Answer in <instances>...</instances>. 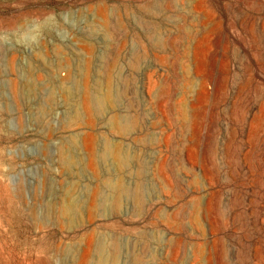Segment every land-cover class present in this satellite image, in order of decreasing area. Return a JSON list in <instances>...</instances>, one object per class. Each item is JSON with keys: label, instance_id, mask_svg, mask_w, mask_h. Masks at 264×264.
<instances>
[{"label": "rangeland", "instance_id": "rangeland-1", "mask_svg": "<svg viewBox=\"0 0 264 264\" xmlns=\"http://www.w3.org/2000/svg\"><path fill=\"white\" fill-rule=\"evenodd\" d=\"M263 234L264 0H0V264H264Z\"/></svg>", "mask_w": 264, "mask_h": 264}, {"label": "bare ground", "instance_id": "bare-ground-1", "mask_svg": "<svg viewBox=\"0 0 264 264\" xmlns=\"http://www.w3.org/2000/svg\"><path fill=\"white\" fill-rule=\"evenodd\" d=\"M187 16V15H186ZM176 32V31H175ZM181 46V45H180ZM168 55V54H167ZM173 57V56H172ZM212 87V86H211ZM251 113V112H250ZM232 123V122H231ZM244 128V127H243ZM228 130V129H227ZM246 130V129H245ZM165 133V132H164ZM229 137V136H228ZM237 139V138H236ZM235 140V139H234ZM243 140H244V138H243ZM219 142V141H218ZM243 146V145H242ZM245 148V147H244ZM225 155V154H224ZM223 155V156H224ZM225 164V163H224ZM226 166V165H225ZM228 172V171H227ZM229 177V176H228ZM248 209V208H247ZM234 211H235V209H234ZM248 211V210H247ZM232 216V215H231ZM249 216V215H248ZM263 218V217H262ZM260 225V224H259ZM260 227V226H259ZM264 235V234H263ZM261 237H263V236H261ZM210 239V238H209Z\"/></svg>", "mask_w": 264, "mask_h": 264}]
</instances>
